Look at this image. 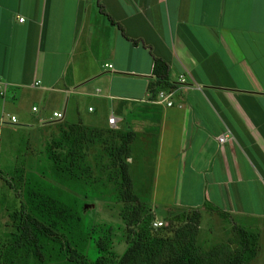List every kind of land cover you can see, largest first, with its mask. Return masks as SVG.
Masks as SVG:
<instances>
[{"label": "crops", "instance_id": "crops-1", "mask_svg": "<svg viewBox=\"0 0 264 264\" xmlns=\"http://www.w3.org/2000/svg\"><path fill=\"white\" fill-rule=\"evenodd\" d=\"M155 57L169 66L171 107L148 92ZM0 78V117L18 126L24 91H36L42 106L28 113L45 125L65 121L66 107L43 116L53 96L66 106L94 83L91 96L117 112L104 125L113 116L135 135L133 191L166 190L174 173L168 215L196 211L202 224L212 209L264 229V0H0Z\"/></svg>", "mask_w": 264, "mask_h": 264}, {"label": "rangeland", "instance_id": "rangeland-1", "mask_svg": "<svg viewBox=\"0 0 264 264\" xmlns=\"http://www.w3.org/2000/svg\"><path fill=\"white\" fill-rule=\"evenodd\" d=\"M94 86L90 83L84 87L85 91L76 90L68 96L66 106L65 95H59L58 99L54 98L58 95L53 96L52 102L43 109V116L49 120L54 111L61 112L66 107L65 121H76L79 115L82 122L74 125L101 131L99 142L117 144L123 133L104 125L110 112L117 116L114 104L91 96ZM39 101L36 91L26 90L19 106L30 112L33 104L42 106ZM88 107L95 112L89 113ZM27 113L18 117L21 126L0 125V251L17 232L14 216L24 219L27 215L39 221L49 219V228L62 242V257L53 258L47 264H64L69 259L66 247L76 251V256L87 264H94L101 257L107 264H120L126 251L138 242V237L146 234L150 238L145 243L150 244L153 238L162 240L163 245L158 248H162L165 257L184 249L180 239L186 237L181 231L186 229L191 212L167 213V206L173 208L174 203V173L166 180V190L162 184L155 190H134L137 197L145 200L138 198L143 209L134 208L133 204L122 200L116 168L104 151L106 147L95 145L98 138L83 144L85 157L79 163V172L62 174L49 157L52 153L61 159L67 155L69 146L65 138L69 131L66 126L73 124L62 121L41 125L36 117ZM77 133L76 130L75 135ZM42 201H46L43 202L45 208ZM136 212L141 213V224L127 228ZM213 212H209L212 221L205 218L201 224L200 220L195 236L198 254L205 256L210 264H264V229L259 231L260 225H253L247 230L237 226L228 215ZM156 220L166 221L165 228L153 230ZM141 227L145 228L144 233ZM151 253L148 246L136 263L159 264L153 261ZM31 262L25 258L14 264H33Z\"/></svg>", "mask_w": 264, "mask_h": 264}, {"label": "trees", "instance_id": "trees-1", "mask_svg": "<svg viewBox=\"0 0 264 264\" xmlns=\"http://www.w3.org/2000/svg\"><path fill=\"white\" fill-rule=\"evenodd\" d=\"M168 74V64L162 59L155 57L153 66L154 80L148 85V92L152 97L156 96L160 91L171 87L168 82ZM67 130L69 131L65 138L66 144L69 146L67 155L61 159V157L52 153L49 157L55 165L56 170L67 175H75L79 172L81 168L79 163L81 161L83 162L85 157L82 153L84 150L83 144L92 143L94 138H98L95 140L97 142L95 145L99 144L101 147H106L104 151L107 152L113 164V168H116V173L120 181V196L122 200L125 203L133 204L134 208L135 206L137 208H142V203L139 202L138 197L134 194L129 168L126 163L130 155V145L134 141L135 135L131 132L123 133V135H120L117 144L114 143L109 145L106 141L99 142L101 131L83 129L74 124L66 126V131ZM76 130L78 132L77 135H75ZM32 202L35 203V201ZM43 202L45 204L46 201H42V208H45ZM209 210L214 211L212 209ZM132 212H134V210H132ZM140 214L141 213L138 212L134 214V217L131 218L132 220L128 221L127 228L141 224ZM51 215L53 216L52 213ZM14 218L17 223V232L11 236V240L7 247L0 251V264H14L18 260L25 258L32 261L33 264H47L53 258L62 257V242L57 236L53 235V231L49 228V219L39 221L31 218L29 215L24 219L17 216H14ZM187 219L185 232L181 231V234H183V237H186V239H180L184 245V249L181 250L180 253L173 252L168 257H165L162 248H158V246L163 245L162 240L153 238L150 244L145 243V241L150 238L149 235L146 234L144 237H138V242L134 247H130L126 251L120 260V264H137L136 262L142 254V251L148 246L152 252L151 257L153 261L159 262V264H210L209 260L205 256L204 258L200 256L197 249H195V236L199 228L201 215L196 211H191ZM163 228L165 227L153 230L157 231ZM141 230L144 233L145 228L141 227ZM177 232L175 234L179 236ZM66 249L69 254V259L66 260L64 264H87L76 256V251H70L68 247H66ZM105 261L106 260L101 257L96 260L94 264H107Z\"/></svg>", "mask_w": 264, "mask_h": 264}, {"label": "built area", "instance_id": "built-area-1", "mask_svg": "<svg viewBox=\"0 0 264 264\" xmlns=\"http://www.w3.org/2000/svg\"><path fill=\"white\" fill-rule=\"evenodd\" d=\"M19 21L22 22L23 19H19ZM106 67L111 68V66H109V65H106ZM180 82H182V83L185 82L183 77H182V79H180ZM39 84H40V82L37 81L34 83V86L37 87V86H39ZM6 88H7V85L4 83L2 78H0V97H3L5 95ZM172 98H173V92L172 91L162 90L156 95L154 102H156L157 104H165L167 107H171L172 106ZM36 110H37L36 108H32L33 112H36ZM89 111H91V109H89ZM53 117L58 121L63 120V115L61 113H54ZM4 118H5L4 116L0 117V124H4V120H5ZM9 121L12 124L17 123V119L14 116L9 117ZM107 125H108L109 129L116 130L117 129L116 119L113 116L108 118ZM226 141H230V138L228 137V135H222V136L218 137V142L220 144H223ZM164 226H166V221H164V220H162V221L156 220L152 224V227L154 229H158V228H161Z\"/></svg>", "mask_w": 264, "mask_h": 264}]
</instances>
